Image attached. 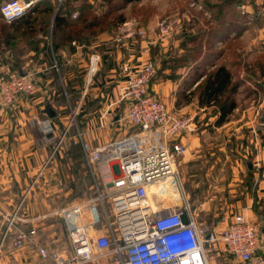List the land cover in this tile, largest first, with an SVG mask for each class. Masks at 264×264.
I'll use <instances>...</instances> for the list:
<instances>
[{"label":"crops","instance_id":"1","mask_svg":"<svg viewBox=\"0 0 264 264\" xmlns=\"http://www.w3.org/2000/svg\"><path fill=\"white\" fill-rule=\"evenodd\" d=\"M38 1L40 0H36ZM249 2L260 5L259 9L263 7L258 13L264 16V0H173L170 4L163 3L162 0H133L126 5L140 9L139 13L132 17L140 20L146 27L145 36L132 40L124 38V42H118L117 35L112 36L102 32L88 42L77 41L79 45H76V40L71 42L62 40L61 48L56 52L58 60L55 64L48 53L39 57L38 67L32 70L37 79L36 90L21 96L15 109L6 110L0 105V209L8 210L9 207L16 205L15 207L20 210L17 204L23 202L20 216L17 215L19 210L16 213L17 224L22 225L28 232L32 229L36 230L39 227L38 223L46 230L51 229L53 226L51 219H45L44 215H41L48 212L37 211L40 207L51 206L47 195L45 197L42 194L46 192L47 184L55 183L57 188L53 190H61L63 195L64 191H69L70 188L74 191L79 189L83 177L86 173L88 176L91 173L88 163L82 156L81 146L75 144L73 140L75 134L68 138L63 137L62 143L52 154L58 142L56 140L60 138V135L58 136L60 126L67 117L65 108L68 98L74 100L75 108L80 111L76 124L79 121L82 127L76 129V132L80 131L83 138L93 146L115 143L117 138L137 132L136 128L128 124L124 126L122 122L127 111L126 101L121 100L120 91L125 76L120 67L124 62L130 65L131 69H138L149 60L156 64L157 74L152 79L149 90L168 105L172 114L196 119L202 118L205 112H208L207 117L204 118H208L211 122L214 118L212 124L217 129H223L235 122L231 117L238 110V106L228 115V121L221 126H215L214 122L218 114L213 112L214 106L199 104V98L193 91L206 78L207 72L214 67L223 63L234 70L229 55L232 47L236 46L237 51L240 52L247 51L248 47L244 43L251 27L249 19L255 13L253 5ZM216 5H220V8ZM173 7L175 11L176 8H180L176 12L177 24L180 28H183L185 20L191 24L188 27L184 26V29L188 28V30L183 31V34L177 38L170 37L159 41L157 23L162 16L169 15L165 14L164 8ZM41 9H35L38 16L51 12L49 9ZM35 10L32 12L34 13ZM58 10H64L59 1L56 9L52 10L53 19ZM2 21L0 17V22ZM193 24H197L199 28L196 29ZM204 27V31L200 32ZM11 40L8 33H2L0 29V74L11 72L14 67L9 62L13 48ZM196 41L201 43L196 44ZM23 45L29 48L24 54L25 57H30L34 53L32 45L28 41ZM40 46H44L43 42ZM82 48H86V52ZM210 52L213 54L211 55ZM93 53L99 55L100 61L93 81L87 85L89 57ZM207 54H210V60L206 59ZM241 76L245 81L235 94L236 101L243 89L251 92L249 84L254 82L243 72ZM38 119L47 122L49 130L45 129L47 127L43 128ZM196 134L193 131L181 137L188 149L191 148L192 141L194 144H199L195 141ZM262 159L264 164V156ZM255 165L256 163L253 164V168ZM200 166L199 161L193 157L186 156L178 161L182 186V175H184L183 189L186 198L190 197L191 207L197 210L201 205L205 208H209L210 205L206 200L207 196L203 197L204 191L199 185ZM248 168L251 171L249 163ZM99 170L104 174L105 182L111 180L112 174L108 165L101 163ZM255 170L256 168L253 169V182L249 188L245 185L248 174L247 172L242 174L240 180L243 179L245 183L244 195L235 203V209L239 212L237 214L244 213L249 219L264 220V170L261 168ZM41 177L44 179L39 182ZM92 185L95 189L94 182ZM65 200L66 198L63 199L62 204L72 205L81 199L73 200L71 197L70 200ZM64 204L62 206H65ZM230 206L231 204L228 207ZM261 230L264 232V224ZM36 251L33 254H36ZM34 260L38 264L37 257Z\"/></svg>","mask_w":264,"mask_h":264},{"label":"built area","instance_id":"2","mask_svg":"<svg viewBox=\"0 0 264 264\" xmlns=\"http://www.w3.org/2000/svg\"><path fill=\"white\" fill-rule=\"evenodd\" d=\"M35 3L36 0H5L0 6L1 18L6 23L24 18ZM78 13L74 10L73 17ZM174 22L171 15L163 18L158 23V36L171 32ZM146 33V27L124 20L117 41ZM89 59L87 85L93 81L100 61L96 53ZM120 68L125 75L121 100L126 101L127 107L122 122L137 132L100 146L86 141L80 131L75 133L73 140L81 146L96 191L94 196L60 210L69 211L72 217L68 221L71 247L44 256L52 258L50 264H210L205 245L221 240L238 264H264V220L249 219L244 213L227 215L210 227L198 221L187 202L178 170V161L187 150L181 137L195 131L197 125L193 119L172 114L168 105L149 90L157 74L156 64L149 60L138 69H131L124 62ZM36 88L32 71L1 73L0 104L12 109L21 96ZM37 121L49 130L43 119ZM69 128L70 125L56 140L52 154ZM255 155L253 164L258 170L263 159ZM101 163L108 165L112 174L108 182L99 181L97 170ZM158 198L161 208L154 201ZM165 198H171L173 204L165 205ZM16 213L11 215L14 219L9 228L18 219ZM16 225L14 247L23 248L35 229L28 232Z\"/></svg>","mask_w":264,"mask_h":264},{"label":"rangeland","instance_id":"3","mask_svg":"<svg viewBox=\"0 0 264 264\" xmlns=\"http://www.w3.org/2000/svg\"><path fill=\"white\" fill-rule=\"evenodd\" d=\"M58 1L60 6L64 5V8L68 6L65 0H42L39 8L41 9L46 7L45 9L51 10L50 13H42L41 16L37 17V20H33L34 23L26 25V27L24 25L23 28H25L26 30H13L14 27H9L8 33L12 38L11 41L13 45V48L11 50L12 56L10 57L9 62H11V64H13L14 66L11 71L19 72L20 70L22 72H27V70L29 69H31L29 71L35 70L39 64V57H41L44 53H48L51 56V59L54 61V64L56 63V61L58 60V56L52 48L54 21L52 10L54 11V9H56ZM162 1L163 3L169 4L173 2V0ZM93 3L98 5V0L94 1ZM249 3L253 5L255 13L253 14V17L249 19L251 22V27L246 35L244 43V45L248 47L247 51L244 50V52H241L243 57L242 60H244V64L247 65V69L246 67L242 66V69H240L239 71L243 72L246 77L247 75H249L248 77L254 80V82L249 84L251 92L248 89L242 90L238 97L239 99L236 101L238 110L235 111L233 116L231 117V119H233L235 122L228 124L223 129H217L213 126L212 122L214 118L211 119L212 122L209 121L208 118H204L207 117L208 112H205L202 118L193 119V121L197 125V128L195 130V132L197 133V140L195 141H198L199 144H194V142L192 141L191 148L188 149L187 147V151L184 153L186 154L184 157H193L201 164V166L199 167L201 169L199 170V185L204 191L203 197L207 196L206 200H208L210 205L209 208H205L201 205V208L199 210H197L196 208H191L195 213L196 218H198V221L201 224H208L210 227L216 225L223 216H227L228 214V216H231L239 213L238 210L235 209V203L239 202V200L244 195L243 185L245 184L244 180L242 179V181L240 180V178L242 177V174L244 172H247L246 174L248 175L245 179V185H247L248 188L251 187V183L253 182V169H255L253 168L252 164L254 155L256 154V157L257 154L264 156V124L261 119V115L264 112V16L263 14L258 13L262 11L263 7L259 9L260 5L255 4V2ZM128 7L127 5H125L120 11L124 13L125 20H134L137 25L144 26L143 24H141L140 20L138 21L137 19L132 17L135 14L139 13L140 9ZM174 9L175 7L171 9L164 8V11H166L165 14H169L168 16L171 15L175 22L173 24L172 31L168 34H165V36H160L159 41L170 39V37L177 38L178 36L183 34V31L188 30V28L184 29V26L188 27L191 24V22L185 20L183 28H180V25L177 24L178 15L176 14V12L180 10V8H176V11ZM42 10L44 9H41V11ZM114 15H116V13ZM166 16H162L159 19L158 23ZM35 17L36 15H33L29 18L33 19ZM180 21L183 24V21L181 19ZM22 23H25V21H23ZM197 24H193L196 29L199 28ZM204 29L205 27L200 29V32H203ZM120 30L121 22L114 26L107 24L103 33H108V35L111 34L112 36H118ZM174 31H177V33L172 34V32ZM157 32V34H159V24ZM26 41H28L29 44L32 45V49L34 50V53L30 57H25L24 55L26 50L29 49L25 48V46L23 45ZM42 42L44 44L43 47L40 46ZM79 42L83 41L79 40ZM79 42L76 41V45H79ZM82 49L84 52H86V48ZM52 51L54 54H52ZM244 57L246 59H244ZM246 70L250 73H248ZM67 101L68 103L65 108L67 117L65 118L64 123L61 124L60 134H58V136H61L64 129L70 125L68 134H66V138L77 133L76 129L82 127L81 125H79V121L78 124H76V121L79 120L80 111L78 109L76 111V104H74V100L70 97ZM1 106L4 107L3 105ZM16 107L17 105L12 109H15ZM4 108L6 110H12L6 107ZM75 111L77 115H75V119H73L72 113ZM254 130H256V134H254ZM257 135L258 137L255 138ZM184 157L182 156L181 158ZM248 163L250 165V168H252L251 171L248 168ZM260 168L261 170H264V164L261 163ZM97 173L99 181L104 182V179H106L104 178V174L99 169L97 170ZM182 177L184 186V175H182ZM41 179L44 178L41 177L39 179V182L41 181ZM93 182V175L89 173L88 176V174L86 173V175L83 177V181L81 182L82 185H80L79 189L75 190L76 192L72 190V188H70L69 191L63 190V195L61 190H53L57 188L55 183H51L50 185L47 184L46 192H43L42 194H44L45 197L47 195V199L49 202H51V206H47L46 208L40 207V209H38L37 211H39V213L47 211L48 213H45L46 215H41H44L45 219H51L53 226L51 227V229L46 230L44 226H40L41 224L37 222L40 228H36L35 232L29 236V241L23 248L14 247L13 239L15 237L17 228L16 218L12 223L13 225H11V227L9 228L10 221L14 219L11 215L17 212L19 208L15 207V205L12 208L9 207L8 210L0 209V264H36L34 260L35 257H37L38 259V264H50L53 262V260L52 258H48L47 256H53L61 249H69L71 247V240L68 236V221L70 220V218L72 219V217L70 216L71 214L69 211H60L64 208V206H62L64 204H62V201L64 198H66V200H70V198L72 197L73 200H82L92 197L91 195L94 196V190L96 191V189H94L92 185ZM58 192L61 193L58 194ZM56 195H58L57 198H55ZM179 195L180 192H177L176 199H178V201L181 199ZM38 199L39 201H41L40 198ZM260 200H262V198ZM154 201L159 208L162 207V203L159 198L155 199ZM162 201L165 205L173 204V200H171V198H165V200ZM187 202L191 206L192 202L190 200V197H188ZM19 203L17 205L20 207V210L17 215L20 216L23 202L21 204ZM183 203L185 204V202ZM230 204L231 206L229 208L228 206ZM68 205L69 203H67L65 206ZM161 212H159V214ZM205 249L207 251L210 264H238L235 257L230 253L229 250L226 249L224 243L221 240L206 243ZM35 250H37V253L33 254ZM44 253L47 254L46 257L44 256Z\"/></svg>","mask_w":264,"mask_h":264},{"label":"trees","instance_id":"4","mask_svg":"<svg viewBox=\"0 0 264 264\" xmlns=\"http://www.w3.org/2000/svg\"><path fill=\"white\" fill-rule=\"evenodd\" d=\"M4 1L0 0V6ZM41 1L36 2L27 11L28 13L24 18L9 23H5L4 21L0 22L2 33H8L9 27H14L13 30H26L23 28L24 25L26 27V25L34 23L33 20H37L38 12L35 9H39ZM131 1L133 0H100V3L98 2V5L96 4V7H94L92 0H65L68 6L64 8L63 5L62 8L64 10H58L53 21V51L55 53L58 52L59 48H61L62 40L68 42L75 40L88 42L91 38L102 33L107 24L114 26L119 22L122 23L125 20V15L120 11ZM220 5H216L217 8H220ZM74 8H77L79 11L76 17H73ZM33 10H35L34 13L32 12ZM115 13L116 15H114ZM33 15H36V17L30 19L29 17ZM23 21L25 23H22ZM198 43H201V41H196V44ZM210 54H207L208 56L206 55V59L210 60ZM229 55L234 70L229 69L223 63L222 65L214 67L207 72L206 78L193 91L199 98V104L214 106L213 112L218 114L214 122L215 126H221L224 122L228 121V115L237 107L235 94L239 90V86L245 81L239 71L242 69V66L247 69V65L243 63L241 52L237 51L236 46H234L230 49ZM247 72L250 73L249 71ZM18 226L22 227L19 224Z\"/></svg>","mask_w":264,"mask_h":264},{"label":"water","instance_id":"5","mask_svg":"<svg viewBox=\"0 0 264 264\" xmlns=\"http://www.w3.org/2000/svg\"><path fill=\"white\" fill-rule=\"evenodd\" d=\"M262 122L264 123V112L261 115Z\"/></svg>","mask_w":264,"mask_h":264}]
</instances>
